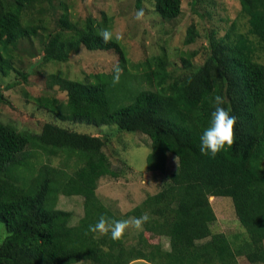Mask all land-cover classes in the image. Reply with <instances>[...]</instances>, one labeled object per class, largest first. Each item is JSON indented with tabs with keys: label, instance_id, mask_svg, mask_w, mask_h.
Listing matches in <instances>:
<instances>
[{
	"label": "trees",
	"instance_id": "16d2710c",
	"mask_svg": "<svg viewBox=\"0 0 264 264\" xmlns=\"http://www.w3.org/2000/svg\"><path fill=\"white\" fill-rule=\"evenodd\" d=\"M237 1L238 15L224 34L200 23L203 62H191L199 51L181 55L184 71L174 76L166 51L133 65L118 39L104 42L98 28L112 31V17L74 23L67 10L58 15L54 0H0L1 75L14 70L10 50L22 39L38 42L41 64L66 62L84 48L111 53L123 69L118 84L113 71L86 80L56 73L47 77L44 94L23 93L53 117L39 133L18 131L0 119V222L6 232L0 264H264V0ZM197 4L208 13L215 0H191L202 20ZM135 6L141 9L142 0ZM153 10L163 20L176 19L181 0H154ZM199 33L189 26L185 44ZM18 74L20 80L6 90L27 82V72ZM217 95L238 119L233 144L212 156L200 152V135ZM0 104L12 107L1 90ZM77 123L147 136L146 170L163 174L159 191L115 216L97 195L101 178L120 173L104 151L109 135L69 127ZM169 155L177 159L172 172ZM60 195L82 198L83 214L75 222L71 211L58 208ZM217 197L231 199L246 234L214 231L211 198ZM145 212L149 221L130 237L127 230L119 240L89 231L101 215L119 220ZM153 238L167 239L168 249Z\"/></svg>",
	"mask_w": 264,
	"mask_h": 264
},
{
	"label": "rangeland",
	"instance_id": "374dc122",
	"mask_svg": "<svg viewBox=\"0 0 264 264\" xmlns=\"http://www.w3.org/2000/svg\"><path fill=\"white\" fill-rule=\"evenodd\" d=\"M154 0H142L141 9L144 11L142 19H136L137 9L135 0H54L57 13L60 15L63 9L70 14V19L82 21L91 16L100 20L104 15L113 18V37L125 48L130 64L136 65L150 57L161 56L165 53L170 58L169 71H174V76L181 75L184 68L181 64V55L199 51V54L191 61L200 65L203 62V46L205 39L202 37L203 23L207 28L217 26L219 34H224L232 20L238 15L239 3L237 0H215V6L208 9L197 4L195 9L203 15V19L192 11L191 0H181V14L176 19L163 20L153 10ZM65 3L63 8L59 3ZM205 12V14H204ZM211 16H208L209 14ZM51 19V17L49 18ZM202 21V22H201ZM201 23V24H200ZM53 24V23H52ZM194 25L200 31L198 39L190 44H185L186 30ZM119 37V38H117ZM38 42L33 39L20 40L10 51L13 57V71L9 74H0V90L10 101L12 107L0 104V119L5 123L14 125L18 131L30 134L39 133L46 121H52L44 110L36 109L33 103H28L23 93L31 96H39L46 92V79L50 74L63 73L71 79L86 80L95 73H110L114 70L117 59L114 55L102 51H87L81 48L76 54H71L66 62H50L41 64L42 54L37 51ZM260 61L264 63V55ZM18 71L28 73L26 83H21L13 89L6 90L8 84L20 80ZM53 93V92H52ZM60 99H64V93H57ZM54 122V121H52ZM63 126L61 123H59ZM67 125V123H63ZM68 126V125H67ZM70 128L90 135H109L110 141L104 148L109 156L112 168L118 172L117 177L101 178L97 195L115 216H123L126 212L141 204L148 195H153L161 188L163 174L146 170V158L151 152V142L147 136L140 133L117 132L115 126H93L77 123L69 125ZM52 163V161H51ZM54 166L58 161H53ZM72 165V163H71ZM177 159L169 155L167 159V172L175 170ZM69 171V170H68ZM217 215L213 228L224 234L245 233L235 216L233 204L230 198H211ZM58 208L71 211L73 222L82 216V198L80 196L60 195ZM141 230L129 227L128 236ZM0 242L5 237L4 225L0 222ZM152 243H160L163 250L168 249V240L165 238H153ZM78 264H89L80 262ZM130 264H141L134 261ZM240 264H248L240 259Z\"/></svg>",
	"mask_w": 264,
	"mask_h": 264
},
{
	"label": "clouds",
	"instance_id": "9594fccd",
	"mask_svg": "<svg viewBox=\"0 0 264 264\" xmlns=\"http://www.w3.org/2000/svg\"><path fill=\"white\" fill-rule=\"evenodd\" d=\"M136 19L140 20L144 16L143 9L135 14ZM98 35L104 41L108 42L113 38V33L108 27H99ZM119 38V37H117ZM123 69L117 64L113 70L112 82L118 84ZM215 108L211 113L210 121L200 135V152L215 156L217 153L226 150L234 142V125L237 123V116L231 112L230 107L223 106L224 97L217 95L214 97ZM150 216L147 212L139 217H128L125 219H113L101 215L95 224L89 225V231L106 235L110 233L113 240H119L123 237L129 227L142 230ZM2 235V234H0Z\"/></svg>",
	"mask_w": 264,
	"mask_h": 264
}]
</instances>
